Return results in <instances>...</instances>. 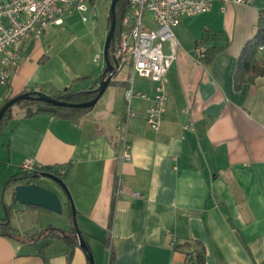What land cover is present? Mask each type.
I'll return each instance as SVG.
<instances>
[{
    "label": "crops",
    "instance_id": "crops-1",
    "mask_svg": "<svg viewBox=\"0 0 264 264\" xmlns=\"http://www.w3.org/2000/svg\"><path fill=\"white\" fill-rule=\"evenodd\" d=\"M262 11L264 0L216 1L208 12L182 18L174 27L177 58L168 72L161 129L147 122L152 100L133 98L129 160L121 159L115 145L133 71L127 60L83 117H26L24 109L15 115L12 108L0 132V163L11 175L22 170L25 158L53 169L68 164L65 183L81 230L87 241L109 233L114 264H186L185 249L177 246L191 240L205 247V264H264V75L240 87L235 83L238 58L264 21ZM73 39L62 36L58 25L30 39L9 82L0 83V108L27 90L53 96L67 87L90 89L105 64L99 75L91 64L84 66ZM202 39L224 47L210 63L195 53ZM164 50L172 52L170 41ZM133 85L154 96L150 78L136 74ZM13 193L14 187L12 200ZM13 227L21 235L29 231ZM47 242L36 246L0 235V264H87L80 245L69 262L62 239L51 240L43 257L38 246Z\"/></svg>",
    "mask_w": 264,
    "mask_h": 264
},
{
    "label": "built area",
    "instance_id": "built-area-1",
    "mask_svg": "<svg viewBox=\"0 0 264 264\" xmlns=\"http://www.w3.org/2000/svg\"><path fill=\"white\" fill-rule=\"evenodd\" d=\"M216 1L223 3H245L247 0H128L124 13L122 30L118 36L115 55L120 64L127 60L132 63L130 86L125 92L127 109L124 121L118 126L117 149L121 159L131 158L132 142L129 139L128 121L137 116L132 108L135 97L152 100L146 110L149 126L159 132L167 104L168 72L177 58L178 40L174 27L186 15L205 13ZM92 0H6L0 1V83L7 84L10 70L23 56V48L30 39H40L49 26L64 24L65 18L78 12L87 22V13ZM154 24L153 27L149 24ZM170 41L172 52L166 53L165 42ZM263 48V45L261 46ZM207 46L198 44L195 53L200 59L206 56ZM119 64V65H120ZM150 78L155 83L154 96L134 90V76ZM189 112V108H185ZM192 123L185 125L191 128ZM42 166L32 158H25L22 170L34 171ZM63 173L64 170H61ZM118 181L117 194L120 192Z\"/></svg>",
    "mask_w": 264,
    "mask_h": 264
},
{
    "label": "trees",
    "instance_id": "trees-1",
    "mask_svg": "<svg viewBox=\"0 0 264 264\" xmlns=\"http://www.w3.org/2000/svg\"><path fill=\"white\" fill-rule=\"evenodd\" d=\"M127 3L128 0H118L116 3V32H115V36L112 38L110 45V60L111 63L113 64H115V61H117L118 63L121 62L120 59L117 58L115 55V49L118 41V36L120 34V31L122 30V21H123L124 13L126 12L128 7ZM262 16L264 17V11H262ZM109 28H110V19L108 23V29ZM203 42L204 41L202 39L200 40L199 44L207 45L206 43ZM263 44H264V21L259 25L253 37H251L242 48V51L238 58L237 70L235 73L236 86L240 87L244 82H254L257 77L264 75V52L262 51L261 48ZM223 49L224 47L218 45H207L206 56L202 58V60L205 63H210L215 58L216 54L222 51ZM117 72L118 69L114 68L113 77L110 81V84L114 83L115 81L114 77L117 74ZM108 75L109 72L106 71L104 68L103 73L95 79L94 85L90 89L78 90V89H74L73 87H67L58 94L53 95V97L59 100H64L69 103H81L91 100L97 96L98 94L97 87L99 86L101 81H103ZM39 92L40 91L27 90L24 91L23 93H29L31 96L35 97L39 94ZM16 104L25 110L26 117L46 114V115H56L62 118L75 119V118L83 117L93 108V106L91 107L55 106L53 104L43 102L41 100H33V99L21 100L18 101ZM12 107L0 120V132L3 129L5 123L8 121V119L11 116ZM68 169H69L68 164H63L60 165L58 169H53L51 167H41L40 169L34 171L20 170L14 173L13 175H11L7 179L5 183V187L7 189L9 187L12 188L15 185L22 182L29 183V182L37 181L39 179L37 177L39 171L53 172L57 174L59 177H61L64 181H66ZM61 170H64V172L62 173ZM69 204H70V208L72 209L71 203ZM5 210H6L5 216L0 217V235L14 239H19L23 242L34 244L36 246L41 240H47L48 241L47 243L38 246L39 253L43 257L45 256V250L47 246L50 244L51 240L62 239L65 241V243L70 249L68 253V258L70 262L75 247L80 245L79 244L80 236H82L86 240L85 233L81 229H79L77 225H74L73 227H70L68 229L49 226L43 230L34 232L30 236H22L17 232V230L12 225V211L7 204H5ZM113 210H114V203L112 204L111 216ZM193 244L197 245L193 250L187 249V247H190ZM200 245L201 242L191 240L177 246V248L179 249L180 248L185 249L187 255L186 264H205L206 261L205 247L204 246L199 247ZM89 250L92 251L91 247H89ZM85 253L88 257V253L86 251ZM114 261H115L114 253L111 251L108 264H114ZM87 264H90L89 259L87 261Z\"/></svg>",
    "mask_w": 264,
    "mask_h": 264
},
{
    "label": "rangeland",
    "instance_id": "rangeland-1",
    "mask_svg": "<svg viewBox=\"0 0 264 264\" xmlns=\"http://www.w3.org/2000/svg\"><path fill=\"white\" fill-rule=\"evenodd\" d=\"M89 4L91 5V9L86 12L89 19L87 22L83 21L80 13L75 12L65 18L64 24L58 25V30L59 33L67 39L74 37L71 44H78L79 60L85 64L84 66H89L87 63L91 64V66L95 68L96 75H99L105 64L104 46L109 32L108 23L112 0H92V3L89 2ZM94 44H101V46L96 48ZM98 52L100 53L99 57L94 58L95 54ZM12 108L15 115L23 110L17 104L13 105ZM10 173L11 170L0 163V217L5 216V204H7L12 211V224L15 227L23 228L25 231L29 230L22 233L23 236H30L34 232L43 230L49 226L56 228L66 227L68 229L77 225L79 229H81L77 207L73 198L76 214H74L73 206L72 209L70 208L69 203H71V201L69 195L57 182L46 177L37 180L41 185L57 191L60 198H63L62 212H54L39 206L28 211L27 209H21L20 206L15 205L10 198L11 188L9 187L6 189L5 187L7 179L11 176ZM98 237L99 238H87V242L92 249L95 264H108L111 241L110 235L106 232L100 233Z\"/></svg>",
    "mask_w": 264,
    "mask_h": 264
},
{
    "label": "water",
    "instance_id": "water-1",
    "mask_svg": "<svg viewBox=\"0 0 264 264\" xmlns=\"http://www.w3.org/2000/svg\"><path fill=\"white\" fill-rule=\"evenodd\" d=\"M118 0H112L111 9H110V28L106 38L105 46H104V61H105V70L109 72V75L101 81L99 86L97 87L98 94L95 98L81 102V103H69L64 100H59L51 95L39 92L37 96H31L29 93H22L14 98L7 101L1 108H0V120L4 117V115L9 111V109L16 104L18 101L26 100V99H33V100H41L43 102H47L53 104L55 106H67V107H91L95 106L98 102L99 98L103 95L105 90L107 89L110 81L113 77V70L117 68L119 63L115 61V64L111 63L110 60V45L112 38L115 36L116 32V3ZM38 178L46 177L55 182H57L69 195L70 201L74 208L73 200L70 194V191L65 183V181L59 177L57 174L50 172V171H39L37 174ZM13 203H18L21 206L26 208L30 207H44L54 212H62V202L60 195L57 191L49 189L38 182H29V183H19L14 186V193H13ZM76 210L74 208V214ZM79 244L81 248L88 253V259L90 264H95V259L91 250H89L90 244L80 236Z\"/></svg>",
    "mask_w": 264,
    "mask_h": 264
},
{
    "label": "flooded vegetation",
    "instance_id": "flooded-vegetation-1",
    "mask_svg": "<svg viewBox=\"0 0 264 264\" xmlns=\"http://www.w3.org/2000/svg\"><path fill=\"white\" fill-rule=\"evenodd\" d=\"M31 208V207H30Z\"/></svg>",
    "mask_w": 264,
    "mask_h": 264
}]
</instances>
